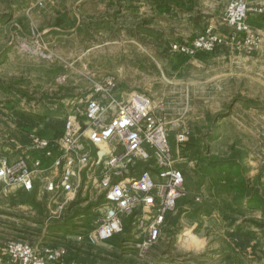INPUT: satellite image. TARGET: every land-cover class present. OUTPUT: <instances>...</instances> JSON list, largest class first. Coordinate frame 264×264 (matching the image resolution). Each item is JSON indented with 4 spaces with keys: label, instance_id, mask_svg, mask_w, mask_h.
I'll return each mask as SVG.
<instances>
[{
    "label": "rangeland",
    "instance_id": "374dc122",
    "mask_svg": "<svg viewBox=\"0 0 264 264\" xmlns=\"http://www.w3.org/2000/svg\"><path fill=\"white\" fill-rule=\"evenodd\" d=\"M193 1L180 7L177 0H0V160L32 156L30 134H60L70 99L108 78L119 92L138 91L166 107L175 152L177 135L189 131L187 159L178 165L187 195L168 215L158 242L143 255L127 252L123 244L135 234L127 219L111 241L119 246L111 262L99 261L238 264L239 241L253 245L256 233L263 241L253 209L240 207L236 196L254 197L253 173L262 171L257 160L264 162L257 136L264 133V45L252 54L231 46L197 55L174 50L211 27L221 35L231 30L226 10L213 15L203 0L190 17ZM250 17L264 21V15ZM220 54L226 58L214 61ZM215 71L224 76L213 82ZM4 189L0 183V253L13 240L38 243L46 225L60 220L51 218L60 214L56 206L45 204L40 217L17 208L13 192ZM92 204L78 197L62 216L84 214L81 225L91 229Z\"/></svg>",
    "mask_w": 264,
    "mask_h": 264
},
{
    "label": "built area",
    "instance_id": "2783aa9c",
    "mask_svg": "<svg viewBox=\"0 0 264 264\" xmlns=\"http://www.w3.org/2000/svg\"><path fill=\"white\" fill-rule=\"evenodd\" d=\"M226 2L228 34L211 27L173 49L188 55L229 46L247 54L260 50L264 30L253 29L248 19L251 14L264 15V0ZM68 104L62 134L32 132V156L14 162L1 159L0 183L5 189L18 185L46 195L47 206L60 212L51 218L61 219L63 210L78 197L93 201L91 229L81 225L84 214L73 217L82 227L76 240L89 245L107 243L131 219L135 234L124 244L143 255L158 242L168 215L187 195L185 174L178 165L187 159L184 146L189 131L177 135L175 152L166 107L138 91L119 92L114 78L96 82L90 92ZM68 250L64 244L13 240L1 254L15 264H59Z\"/></svg>",
    "mask_w": 264,
    "mask_h": 264
},
{
    "label": "crops",
    "instance_id": "0c3cea01",
    "mask_svg": "<svg viewBox=\"0 0 264 264\" xmlns=\"http://www.w3.org/2000/svg\"><path fill=\"white\" fill-rule=\"evenodd\" d=\"M180 4V7L183 5L182 0H177ZM186 5L188 4V0H186ZM203 2L207 5L208 12L212 13L213 15H219L220 12H224L225 5H220L221 1L219 0H203ZM196 0L193 2H189V10H193V12H189L190 17H193L195 19V15L197 14V10L195 8ZM159 9H161V5H158ZM185 6V5H184ZM170 7V6H169ZM187 7V6H186ZM177 13V12H175ZM219 16H217L218 18ZM222 17V16H221ZM216 18V17H215ZM214 19V17H212ZM248 23L252 26L255 30H264V21H258L253 18L248 19ZM226 35V34H223ZM214 61H223L226 57L223 54H220L218 56H214ZM240 59L242 57H239ZM250 59V58H243V60ZM223 71H215L212 74V81L218 80L222 76ZM239 78H241L239 75H237ZM241 106V105H237ZM254 107V105H253ZM247 108V107H246ZM258 138L259 141H264V133H259ZM262 164V165H261ZM262 166V171L255 170L254 175V197L249 199H241L239 200L238 204L240 207L242 206H248V208L253 209L254 211V226L256 227L255 230L259 231L264 230V178L258 177L257 174L259 172H262L264 175V162L261 160H257V166ZM257 175V176H256ZM259 179V180H258ZM261 179H263L262 182ZM3 186V185H2ZM253 186V185H252ZM4 188V187H3ZM6 192H13L12 195V201L14 203V206L17 208H27L29 210V213L31 215H35L36 217H40V214H42V211L45 210V204H47L48 199H46V195L40 194L38 191H27L18 185H14L12 187H8L7 189H4ZM46 199L45 203L44 200ZM72 204V203H71ZM68 205V208L71 206ZM66 213L63 214L62 218L58 221H54L52 224L46 225V231L45 235L42 236L41 241H46L48 243H51L52 245H60V244H66L68 247V254L65 257V259L59 263V264H95L99 260H106L110 261L109 255L110 253H117V250L119 249L118 245H114L111 241L113 238L108 241L107 243L94 246L89 245V248L83 249L80 247L85 242H79L76 240V237L79 233H82L80 221H75L73 218L66 217ZM82 216V215H81ZM37 220V219H36ZM242 228V227H241ZM55 232L58 234H61V238L58 239L55 235ZM264 232V231H263ZM242 234V230L240 232ZM260 234V233H259ZM260 235L255 234V239L253 245H242L243 241H239L238 245V264H264V237H262L263 241H258ZM69 244H73L74 247L71 248ZM124 249L127 252L135 251V253H138V250L135 248H127L125 247V244H123ZM129 249V250H128ZM125 251V253H126ZM246 256L248 257V261L246 260ZM253 256V260L250 261V257ZM0 264H15L10 261L8 256L2 255L0 253ZM119 264H131L126 262H121Z\"/></svg>",
    "mask_w": 264,
    "mask_h": 264
},
{
    "label": "trees",
    "instance_id": "16d2710c",
    "mask_svg": "<svg viewBox=\"0 0 264 264\" xmlns=\"http://www.w3.org/2000/svg\"><path fill=\"white\" fill-rule=\"evenodd\" d=\"M63 127H64V122H63L62 130H61L60 134H59V133H56V131H55L54 134H55L56 137H59V135L62 134V132H63ZM40 132H41V131H40ZM41 133H43V132H41ZM252 190H253V189H252ZM236 199H237V202H239V200L243 199V195H242V192H241V191H239L238 196H236Z\"/></svg>",
    "mask_w": 264,
    "mask_h": 264
}]
</instances>
